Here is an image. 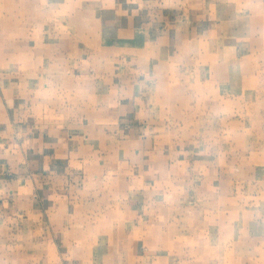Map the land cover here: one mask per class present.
I'll list each match as a JSON object with an SVG mask.
<instances>
[{
    "label": "crops",
    "instance_id": "0c3cea01",
    "mask_svg": "<svg viewBox=\"0 0 264 264\" xmlns=\"http://www.w3.org/2000/svg\"><path fill=\"white\" fill-rule=\"evenodd\" d=\"M237 1L256 11L233 0H0V264H264V200L252 215L228 196L248 174L264 187V119L238 147L232 125L204 112L208 99L219 109L248 95L243 75H254L231 38L253 31L264 0ZM237 226L240 248H206Z\"/></svg>",
    "mask_w": 264,
    "mask_h": 264
},
{
    "label": "rangeland",
    "instance_id": "374dc122",
    "mask_svg": "<svg viewBox=\"0 0 264 264\" xmlns=\"http://www.w3.org/2000/svg\"><path fill=\"white\" fill-rule=\"evenodd\" d=\"M235 1L236 4H238V8H240L242 5V7L240 8V11H246V12H251L252 11H256V8H250L245 1L243 3H241V1ZM252 2H254V4L260 3L261 0H252ZM21 16V14H20ZM249 17V16H248ZM261 20L256 21L251 23V27L253 31H250L249 33H246L244 35H240L238 33H234L232 39V43H234L235 41H240L245 43V53L247 52L248 55H246V57L249 58V62L250 66H252L254 69V75L253 73H250L251 76L247 75H243L245 78L249 79L248 81V85L249 91H246V93L248 95H231L228 94L227 97L224 100H228L226 101L227 106L224 107L225 105V101L222 100V105L221 108H216L213 104V99H208V101H205L206 107L204 108V112L206 113V118L209 120H211L214 124H216L218 127L221 124H225V125H232V127L228 128L226 131L227 136H229V138H236V145H238V147H242L240 144V140L242 139L241 137L245 134H249L251 135L252 131L254 130V127L252 126V122H254L255 117H260L262 119H264V116H262V114L264 115V113L262 112H258V108L256 107V103L257 100L259 101V95H257L256 93L253 94V92H260L259 87H260V81H259V77H256L259 73L262 74V72L264 73V31L258 30L261 27H264V15L263 16H258L256 17ZM220 18H218L217 20H219ZM244 19V17H236L233 18L232 20V24L229 23V26H232L235 28V22L238 23L237 25H239L238 20H242ZM222 20V19H221ZM220 20V21H221ZM258 28V29H257ZM219 33L216 35V37H218V39L216 40L218 43H222L224 41H228L230 42V40L228 39V37H219ZM231 43V42H230ZM249 45V46H248ZM187 48L183 49L184 51ZM230 48H226V49H222L220 52L223 55L224 52H229ZM185 54L191 55L192 52L191 51H186L183 55L185 56ZM239 56V54H238ZM244 58V56H243ZM185 59H181L180 62H178V65H180L182 62H184ZM201 64L198 65L200 67V71L204 72L208 69V65L205 64V62L200 59ZM223 63V62H221ZM220 63V64H221ZM183 65V64H182ZM177 74V73H176ZM180 77L181 80H186V76L184 74H177L176 78ZM175 78V75H173V79ZM185 87L189 90L190 88H192V84H189V82L184 83ZM240 91V90H239ZM190 92H186L187 95H189ZM216 104H218V99H215ZM231 101L234 102L233 106H230L229 104L231 103ZM207 110H210L209 113H207ZM190 115H188L187 117H189ZM180 121H182V117L179 118ZM189 120V119H188ZM241 122H247V124H242ZM208 123V122H207ZM195 124L193 122H190L186 124V126L184 127L185 129H187L186 131H194L197 130L196 126H194ZM264 129V127H263ZM207 130V128H206ZM261 134L264 135V130L261 132ZM247 155H249V151L245 152ZM256 153L254 151L251 152V161H253V164H256L255 161V157H256ZM246 177L242 176L239 181V187H235L233 194L228 195V196H232V200L234 203V208H236L239 204H246L249 203L251 204L250 207L251 210H254L252 215L256 214V207L252 204L255 203L257 200L262 201L264 200V187H262L259 183L255 182V179H252L253 177H251V175H245ZM247 182H250L251 184H247ZM263 191V192H262ZM247 205V204H246ZM235 210V209H234ZM206 230H208L206 228ZM236 230H238V232L242 231V229L239 228V226L237 227H231L229 230H217L214 233V236H212L213 239H211L210 235L207 237V242L206 243V248L213 250L214 247H224L226 249H229L230 247H238L240 248V240L238 242H234L235 239H231V237L234 235V233L236 232ZM209 231V230H208ZM226 233L228 235V238H226ZM254 246L251 247H247V245L243 246L242 249L245 250V248H248L250 250L251 253L254 254V256H259L261 255V252L259 251V255L257 254V248H253ZM242 250V251H243ZM254 250V251H252ZM239 255V253L234 254L232 253V256H236ZM260 257V256H259ZM256 259V258H255ZM262 257L259 258V263H262ZM256 264H258L256 262Z\"/></svg>",
    "mask_w": 264,
    "mask_h": 264
}]
</instances>
